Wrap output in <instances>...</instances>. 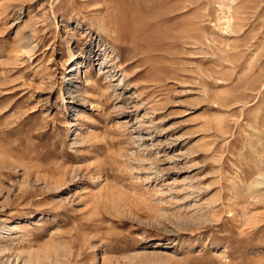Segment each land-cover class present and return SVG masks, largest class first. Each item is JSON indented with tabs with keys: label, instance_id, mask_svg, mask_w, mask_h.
<instances>
[{
	"label": "rangeland",
	"instance_id": "rangeland-1",
	"mask_svg": "<svg viewBox=\"0 0 264 264\" xmlns=\"http://www.w3.org/2000/svg\"><path fill=\"white\" fill-rule=\"evenodd\" d=\"M0 264H264V0H0Z\"/></svg>",
	"mask_w": 264,
	"mask_h": 264
}]
</instances>
